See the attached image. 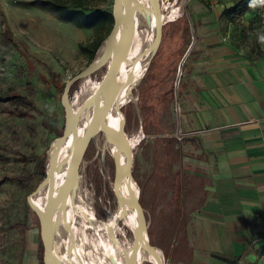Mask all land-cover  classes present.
Returning a JSON list of instances; mask_svg holds the SVG:
<instances>
[{
  "label": "rangeland",
  "instance_id": "374dc122",
  "mask_svg": "<svg viewBox=\"0 0 264 264\" xmlns=\"http://www.w3.org/2000/svg\"><path fill=\"white\" fill-rule=\"evenodd\" d=\"M172 1L162 0L163 15L170 10ZM180 1L182 16L164 26L161 48L151 69L133 89L134 101L122 106L124 131L132 136L141 130L144 135L133 155L132 173L142 204L137 206L151 245L163 252L165 264H225L207 251L202 223L197 217L199 207L209 197V175L216 168L197 145L178 140L174 104L179 67L200 40L198 30L209 23L221 28L226 39L231 35L238 46H253L257 55H264V24L255 17L253 7L249 14L237 17L235 13L236 22L225 17L224 10L240 0ZM94 3L88 13H113L114 0ZM96 36L93 30L78 29L65 21L63 13L43 0H0V264H40L44 248L36 229L38 216L30 207V200L41 185L43 165L48 173L53 143L66 128V112L61 103L65 83L89 65V57L81 52L79 44H89ZM103 73L89 77L88 85L83 80L74 84L68 103L82 104L95 83L101 82ZM11 89L26 95L28 104L4 101L13 93ZM116 173L118 180L117 162L101 132L91 140L83 158L77 197L89 204L100 220L117 209V180L115 192L113 189ZM20 176L31 181L22 186ZM80 221L77 219L81 228ZM86 234L83 251L90 250L87 261L91 264L95 258L90 244L94 235L90 231ZM128 235L132 237L129 231ZM251 237L256 244L230 264H264V241L255 233Z\"/></svg>",
  "mask_w": 264,
  "mask_h": 264
},
{
  "label": "crops",
  "instance_id": "0c3cea01",
  "mask_svg": "<svg viewBox=\"0 0 264 264\" xmlns=\"http://www.w3.org/2000/svg\"><path fill=\"white\" fill-rule=\"evenodd\" d=\"M198 31L176 92L178 140L216 168L197 217L209 254L230 264L256 244L251 234L264 241V55L215 24Z\"/></svg>",
  "mask_w": 264,
  "mask_h": 264
},
{
  "label": "bare ground",
  "instance_id": "6f19581e",
  "mask_svg": "<svg viewBox=\"0 0 264 264\" xmlns=\"http://www.w3.org/2000/svg\"><path fill=\"white\" fill-rule=\"evenodd\" d=\"M182 14L181 1L173 0L168 13L163 15V22L166 25L180 18ZM136 24L143 27L138 28ZM157 30L153 0H128L120 30L121 57L110 69V88L106 85L100 86V82H97L82 104L81 102L71 104L69 101L81 126L93 125L85 136V142L90 138V144L91 140L101 132L106 135L120 177L117 180V209L107 212L106 219H98L89 204L76 198L46 223L45 234L57 243L63 264H90L87 261L90 250L83 251L86 231L94 235L90 244L93 246L95 258L93 257L94 261L90 260L91 264H165V255L159 248L151 245L148 229L140 216L137 206V203L140 204L139 192L132 173L133 158L128 153L130 144L136 143L138 146L144 140V135L141 130L132 136L126 135L123 131L125 118L121 113L122 106L135 99L132 86L141 79L149 52L155 46ZM108 50L109 43L105 41L97 51L95 59L98 61L104 59ZM90 80L91 78L84 79V85L88 82L90 84ZM117 89L122 91L114 101L109 114L101 120L107 97ZM87 105L88 111H85L84 107ZM118 115L121 117V122ZM70 145L71 138L64 143L61 137L53 143L46 186L32 195L30 200V205L35 207L36 211L37 209L43 211L58 199L69 195L72 184ZM54 157L56 166L52 171ZM77 219L82 222L81 228L77 224ZM128 231L132 234L131 238ZM52 264L55 262L53 261Z\"/></svg>",
  "mask_w": 264,
  "mask_h": 264
},
{
  "label": "water",
  "instance_id": "95a60500",
  "mask_svg": "<svg viewBox=\"0 0 264 264\" xmlns=\"http://www.w3.org/2000/svg\"><path fill=\"white\" fill-rule=\"evenodd\" d=\"M127 2L128 0H114V10H113L114 24L110 35L106 39V41L109 43V50L105 58L98 61L95 59L96 58L95 56L94 60L87 68H85L84 70L73 76L70 80H68L65 83L64 91L61 97V103L66 112L67 123H66L65 131L62 135V140L64 143H66L71 138V145H70L71 148L70 173L72 175L71 189L67 197L58 199L43 211H38V209L36 211L35 207L30 206L38 216L36 229H37V233L40 236L44 248V264H52L53 261L55 262V264H63L61 256L59 255L58 245L54 239H50L46 236L45 226L48 220L52 216L58 214L62 209L69 206L72 202L76 200V198L79 195L81 189V182H82L83 158L85 156V153L87 151V146L90 141L89 138L85 142V136L93 126L92 124L86 125L84 127L81 126L79 119L73 107L68 103L67 98L70 97L71 90L74 84L81 82L82 80L89 78L101 71H103L104 73H103V78L100 82V86L106 85L107 87L110 88V77H111L110 69L113 65H115L119 61L121 57L120 30H121V23L124 17V12ZM153 3H154L156 22L158 25V30L155 38L156 47L154 46L151 48L141 79L138 83L132 86V90L138 87L145 80L149 70L153 65L154 58L157 55V52L160 48L163 39V29L165 24L163 22L162 1L153 0ZM188 52L184 56V59L180 64L178 82L180 81L182 75V67L186 61ZM121 91L122 90L117 89L112 95H109V97H107V100L105 101L103 106V113L101 116V120H104L106 116L109 114L114 104V101L116 100V98L118 97ZM123 131H124V127H123ZM135 146L136 143L135 144L131 143L129 146L128 153L129 156H131L132 158L134 155ZM55 159L56 158L54 157L52 160V165H51L52 171H54V168L56 166ZM116 180H117V173L115 174L114 182H113L114 192H115ZM47 181H48L47 179L43 181L42 184L39 186L38 190H42L46 186ZM140 205H142L141 202Z\"/></svg>",
  "mask_w": 264,
  "mask_h": 264
},
{
  "label": "trees",
  "instance_id": "16d2710c",
  "mask_svg": "<svg viewBox=\"0 0 264 264\" xmlns=\"http://www.w3.org/2000/svg\"><path fill=\"white\" fill-rule=\"evenodd\" d=\"M94 1L95 0H43L45 4L63 13L64 20L73 24L76 28L93 30L97 34L96 38L91 43L79 44L81 52L87 54L89 57V65L94 60L101 45L110 35L114 24L112 12L99 11L92 14L87 12L88 9L95 6ZM256 2L257 0H240L233 7L225 9L223 14L231 22H236L237 17L245 15L252 7L253 12H255ZM206 6L208 10H212L211 7H209L210 5L208 2H206ZM235 13L237 14L236 18ZM106 30H109L107 35H105ZM11 91H13V93L9 95L7 99H4V101H10L19 105L28 104L29 101L26 95L17 94L14 92V89H11ZM172 98L171 93L170 99L172 100ZM40 174V183L42 184V182L47 179V170L45 169V165H43ZM18 180L22 186H26L31 181L30 178L24 176H20ZM27 230L28 229L25 226V231ZM40 264H44V249L42 251Z\"/></svg>",
  "mask_w": 264,
  "mask_h": 264
},
{
  "label": "built area",
  "instance_id": "2783aa9c",
  "mask_svg": "<svg viewBox=\"0 0 264 264\" xmlns=\"http://www.w3.org/2000/svg\"><path fill=\"white\" fill-rule=\"evenodd\" d=\"M255 13H256L258 19L261 21V23L264 24V0H257V2H256V8H255ZM179 83H180V81L177 82V90L179 88ZM179 110H180L179 107L178 108L177 107L175 108V112L177 114L180 113ZM178 134H179L178 139H181V133L179 132Z\"/></svg>",
  "mask_w": 264,
  "mask_h": 264
}]
</instances>
